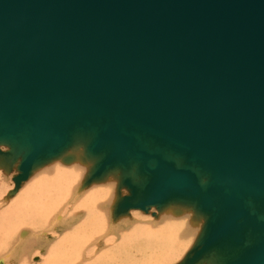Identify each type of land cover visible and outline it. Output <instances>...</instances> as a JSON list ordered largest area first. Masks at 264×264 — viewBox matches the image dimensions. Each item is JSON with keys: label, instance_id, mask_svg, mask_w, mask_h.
Wrapping results in <instances>:
<instances>
[{"label": "water", "instance_id": "1", "mask_svg": "<svg viewBox=\"0 0 264 264\" xmlns=\"http://www.w3.org/2000/svg\"><path fill=\"white\" fill-rule=\"evenodd\" d=\"M0 81L13 191L82 144L132 174L114 214L205 217L190 264L264 237V0H0Z\"/></svg>", "mask_w": 264, "mask_h": 264}, {"label": "bare ground", "instance_id": "2", "mask_svg": "<svg viewBox=\"0 0 264 264\" xmlns=\"http://www.w3.org/2000/svg\"><path fill=\"white\" fill-rule=\"evenodd\" d=\"M26 69L31 71L29 68ZM27 70L24 72L25 76L31 73ZM43 85L40 84V90L43 89ZM6 86L4 81H0V88L4 89ZM83 146L80 144L71 147L62 156L51 161L48 166L35 171L28 182L22 184L15 197L4 208L2 207L3 210L0 208L2 210L0 212V247H9L17 231L19 234V240L17 243L15 242V246L13 245L14 247H11L9 251H7L8 249L4 251L7 254V256H2L4 260L8 261L9 264L12 262V264H28V249L33 246V243L26 242L31 235L29 231L42 226L48 218L47 216L52 214L53 220L48 230H56L57 227L63 229L62 232L60 231L54 236L53 243L48 242L50 245L46 243L48 246L47 248L45 246L46 254L39 264H165L174 259L193 238L197 231V223L201 222L202 216L198 215L191 206L183 204H169L167 206L165 204L166 207L160 210L158 219L154 220V225L132 224L128 229L116 232L115 229L118 225L115 226V220L117 218H112L110 221L111 204L114 190L122 173L119 171L106 173L102 178L97 181L94 180L88 187L83 188L89 181L96 179V177L94 178L95 174L99 177L107 172L106 169L108 168L103 161L104 159L97 160L96 163L90 158L88 160V157L86 159L81 153ZM67 160L68 162H66ZM92 162L95 164L93 171L88 174V177L91 175L90 180L81 183V187L80 189L77 187L79 190L76 189V193L77 185L74 186V184L83 175L85 176V172L92 165ZM0 168L2 169V167ZM5 170L7 169H2L0 173L6 175ZM126 175L128 174L126 173ZM122 179L128 187L127 194L129 195L131 192L130 185L135 186V183L132 182V174ZM158 180L150 183L154 185ZM81 189L83 191L78 198L80 200H77L76 203L75 200L74 204L66 206L67 199L73 193L78 195ZM134 192L141 196L140 191ZM121 200L122 198L118 203ZM64 209L68 213L66 218L59 214V210L62 212ZM127 220H120V224L125 225ZM109 229L115 231L118 237L107 238L104 243L105 248L98 249V251L93 242L99 241L100 239L95 240ZM32 231L31 233L34 235V231ZM42 231L40 232L42 233ZM43 233L45 232L43 231ZM35 236L36 234L34 238ZM218 236L219 241L213 243L216 245L211 251L215 257L200 261L203 255L197 260L200 261L199 264H215V261L220 262V264H264V237H261V234H254L255 240L252 239L248 247L251 251L245 257L237 256L239 248L237 232L228 230ZM40 243L43 246V243ZM194 249L195 246L190 249L187 255L189 257L186 256L183 261L184 264H190L189 259L192 257ZM1 262L2 260H0Z\"/></svg>", "mask_w": 264, "mask_h": 264}, {"label": "rangeland", "instance_id": "3", "mask_svg": "<svg viewBox=\"0 0 264 264\" xmlns=\"http://www.w3.org/2000/svg\"><path fill=\"white\" fill-rule=\"evenodd\" d=\"M9 148V146H8V143H0V150L1 151H5V150H7ZM81 153H82V155L87 159V157H86V154H85V149H84V146L82 147V150H81ZM63 155V154H62ZM62 155H60V156H62ZM60 156H58V157H60ZM58 157H56V158H58ZM55 158V159H56ZM55 159H53V160H55ZM7 159L6 158H4V157H2V156H0V167H2V169H7V170H5L6 171V175H4L2 172L0 173L1 174V176H0V179H1V188H0V208L3 210V208L10 202V200L13 198V197H15V195L18 193V191H19V188L22 186V184H24L25 182H28V180L30 179V177H31V175L35 172V171H37V170H39V169H41V168H44V167H46V166H48L49 164H50V162L51 161H53V160H50L49 162H46V164L44 163V164H42L41 166L39 165V166H37V167H34L33 169H32V171H31V173L29 174V176H28V178L27 179H24V180H22L21 182H20V184H19V186H18V189L16 190V191H13V187H14V176L18 173V168H17V166H18V164L20 163V160H21V158L19 157V158H17L16 159V161L13 163H11L10 161H6ZM85 160V159H84ZM88 160H89V157H88ZM90 160H94L95 161V163H96V161H97V159L96 158H90ZM66 162H68V160L66 161ZM6 163V164H5ZM94 162H92V165H90L89 166V169L85 172V176L83 175L82 176V178H80L79 179V181L78 182H76L75 184H74V186H76V188H75V192L77 191V190H79L80 189V187H81V183L83 184V182L84 181H86L87 179H88V174H90L92 171H93V169H94V164H95ZM5 164V165H4ZM66 165H67V163H65ZM1 168H0V171L2 170ZM110 170V171H109ZM112 171H119L120 173H122V176L120 175V177H119V179H118V184L117 183H115V184H117V186H116V189L114 190V193H113V201H112V207H111V209H112V213H111V219H110V221L112 220V218H117L115 221H116V225L115 226H117V229H115V231L117 232V231H119V232H121V231H124V230H126V228L128 229L129 227H131L132 226V224H145V225H154L155 223H154V220H156V219H158V216H159V212H160V210L162 209V208H164V207H166V205L168 206L169 204H181V203H167L166 205H163V206H161V207H159V208H157L155 205L154 206H151V208H149L148 210H146V211H144V210H142V209H130L127 213H119L118 215L116 214H114V209H115V207H116V204L118 203V201H120V199L121 198H123L124 196H126V195H128L127 193H128V187L126 186V184L123 182V179L122 178H124V177H126V176H129V175H126V172L125 171H122V170H120V169H117V167L116 168H112V169H108L107 170V172H104L101 176H99V177H96V179H93L92 181H89L88 182V184L86 185V186H84L83 188H86V187H88L89 186V184L91 183V182H93L94 180H98V179H100V178H102V176H104L106 173H109V172H112ZM124 173V174H123ZM119 174V173H118ZM124 175V176H123ZM126 175V176H125ZM95 178V177H94ZM122 181V182H121ZM120 187H119V186ZM77 187H79V189L77 188ZM77 189V190H76ZM117 190V192H115ZM73 191V189L71 190V192ZM82 189L79 191V193H78V195H75L76 193H73L72 194V196H70L68 199H67V201H66V206H69L70 204H74L73 202L75 201V203L77 202V200H80V199H78L80 196H81V193H82ZM127 191V192H126ZM70 192V193H71ZM125 192V193H124ZM9 197H7V196ZM73 195H74V197H73ZM122 195V196H121ZM71 198H72V200H71ZM74 198V199H73ZM71 201H70V200ZM70 201V202H69ZM6 203V204H5ZM183 205H186V204H183ZM186 206H189V205H186ZM3 207V208H2ZM114 207V208H113ZM193 208V207H192ZM0 209V212L2 211ZM65 209H66V207H65ZM65 209H64V211H60L59 210V214L63 217V218H66V216L68 215V213L67 212H65ZM195 211V210H194ZM152 212H154V215L152 214ZM196 212V211H195ZM197 213V212H196ZM198 215H200V216H202V220H201V222H198L197 223V231H196V233L194 234V236H193V238L192 239H190V242L184 247V249L179 253V254H177L175 257H174V259H172V260H170L169 262H166L165 264H182L183 263V261H184V259L186 258V256L189 254V252H190V249H192L194 246H195V244H196V242L198 241V239H199V236H200V234H201V232H202V229L204 228V224H205V222H206V220H205V217L202 215V214H199V213H197ZM64 215V216H63ZM48 218H46V220H45V222H44V224L42 225V226H40V227H38V228H34V235L36 234V236H35V238H34V235H32V233H31V231L32 230H28V228H26L30 233L29 234H31L28 238H27V241L26 242H30V243H33V246L32 247H30L29 249H28V257H27V261H28V264H39L40 262H41V260L43 259V257H44V255L46 254V248L48 247L47 245H46V243H53L54 242V240H55V235L58 233H60V231L62 232V229L63 228H56V230L54 229V230H48V228H49V226L51 225L50 223H52V220H53V214L52 215H49V216H47ZM119 218V219H118ZM155 218V219H154ZM128 219V220H127ZM120 220H127L128 222H126L125 223V225L123 224V223H121L120 224ZM124 221V222H125ZM74 223V222H73ZM118 223V224H117ZM72 224V223H71ZM201 225V226H200ZM114 227V226H113ZM17 229H19V228H17ZM59 229V230H58ZM124 229V230H123ZM46 233H43V231ZM32 231V232H33ZM39 231V232H38ZM40 231H42V233L40 232ZM57 231V232H56ZM115 231H113V230H106L104 233H102L95 241H97L98 239H100L99 241H97V242H93V245L97 248V250L99 249V250H102L103 248H105V240L107 239V238H112V237H118L117 235L118 234H115L116 232ZM37 232V233H36ZM28 233V232H27ZM39 233H41L40 235H39ZM103 234H104V236H103ZM39 236V237H38ZM102 236V237H101ZM198 236V237H197ZM54 239H53V238ZM102 239H101V238ZM196 237V238H195ZM19 238V234H18V231H17V234H16V236H14L13 237V240H12V242H11V244L9 245V247H7V246H5V248H3V247H0V260H2V262L0 263V264H9V262L8 261H5L4 260V258L2 257V256H4V255H6L7 256V254H5V250H7V251H9V249L12 247H14L15 245L14 244H16L17 243V241L19 240L18 239ZM37 238H38V240H37ZM40 238V239H39ZM35 239H36V241H35ZM42 240H44V241H42ZM102 240V241H101ZM16 242V243H15ZM40 242H42L43 243V246H42V244L40 243ZM48 243V245H50ZM40 244V245H39ZM14 245V246H13ZM39 245V246H38ZM41 246V248H39ZM45 246H46V248H45ZM101 247V248H100ZM44 248V249H43ZM31 249V250H30ZM176 249V248H175ZM98 250V251H99ZM45 251V252H44ZM187 257H189V256H187ZM211 257H215V254L214 253H211ZM210 257V258H211ZM206 258H208L206 255H204L203 257H201L200 259V261H202V260H205ZM200 261H197V262H195L194 264H199L200 263ZM11 263V262H10ZM13 263V262H12ZM11 263V264H12ZM215 264H220V262H217V261H215Z\"/></svg>", "mask_w": 264, "mask_h": 264}]
</instances>
